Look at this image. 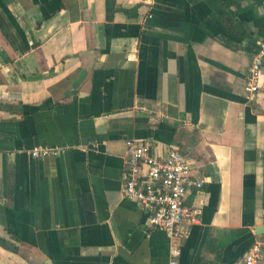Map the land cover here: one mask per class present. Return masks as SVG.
Here are the masks:
<instances>
[{
  "label": "crops",
  "instance_id": "0c3cea01",
  "mask_svg": "<svg viewBox=\"0 0 264 264\" xmlns=\"http://www.w3.org/2000/svg\"><path fill=\"white\" fill-rule=\"evenodd\" d=\"M263 38L264 0H0V264H169L119 192L130 140L204 181L177 264H243L264 243V63L243 92Z\"/></svg>",
  "mask_w": 264,
  "mask_h": 264
},
{
  "label": "built area",
  "instance_id": "2783aa9c",
  "mask_svg": "<svg viewBox=\"0 0 264 264\" xmlns=\"http://www.w3.org/2000/svg\"><path fill=\"white\" fill-rule=\"evenodd\" d=\"M264 63V38L252 57L245 76L243 92L247 101L256 100L259 93L260 74ZM59 149L38 147L31 150L33 158L56 156ZM125 168L122 173L120 195L147 214L149 225L161 230L170 240L169 264H177L181 236L179 227L184 222L197 223L199 209L185 204L189 190H199L203 179H195L185 157L177 150L170 149L165 158L153 156L149 147L142 141L127 142ZM264 243L255 242L244 254L243 264H262Z\"/></svg>",
  "mask_w": 264,
  "mask_h": 264
},
{
  "label": "water",
  "instance_id": "95a60500",
  "mask_svg": "<svg viewBox=\"0 0 264 264\" xmlns=\"http://www.w3.org/2000/svg\"><path fill=\"white\" fill-rule=\"evenodd\" d=\"M260 234H264V230H262Z\"/></svg>",
  "mask_w": 264,
  "mask_h": 264
}]
</instances>
